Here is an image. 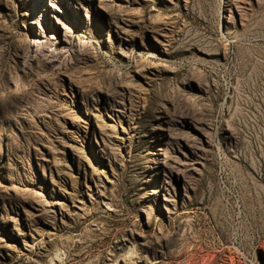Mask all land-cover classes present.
<instances>
[{
    "label": "rangeland",
    "instance_id": "374dc122",
    "mask_svg": "<svg viewBox=\"0 0 264 264\" xmlns=\"http://www.w3.org/2000/svg\"><path fill=\"white\" fill-rule=\"evenodd\" d=\"M0 264H264V0H0Z\"/></svg>",
    "mask_w": 264,
    "mask_h": 264
}]
</instances>
